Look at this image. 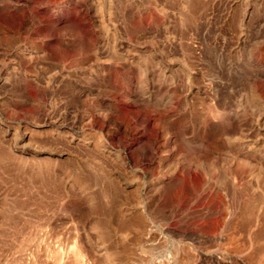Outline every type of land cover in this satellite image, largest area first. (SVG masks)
I'll return each mask as SVG.
<instances>
[{
  "label": "rangeland",
  "instance_id": "rangeland-1",
  "mask_svg": "<svg viewBox=\"0 0 264 264\" xmlns=\"http://www.w3.org/2000/svg\"><path fill=\"white\" fill-rule=\"evenodd\" d=\"M263 248L264 0H0V264Z\"/></svg>",
  "mask_w": 264,
  "mask_h": 264
},
{
  "label": "bare ground",
  "instance_id": "bare-ground-1",
  "mask_svg": "<svg viewBox=\"0 0 264 264\" xmlns=\"http://www.w3.org/2000/svg\"><path fill=\"white\" fill-rule=\"evenodd\" d=\"M76 178V177H75ZM38 180V179H37ZM79 183V181H78ZM26 188V187H25ZM114 191V190H113ZM104 242V241H103ZM264 249V248H263ZM264 253V252H263ZM263 255V254H262ZM262 257V256H261ZM185 262V261H184ZM116 264H126L124 261H117ZM182 264V263H181ZM185 264V263H184Z\"/></svg>",
  "mask_w": 264,
  "mask_h": 264
}]
</instances>
